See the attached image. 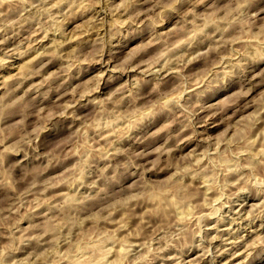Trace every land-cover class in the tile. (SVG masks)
Returning <instances> with one entry per match:
<instances>
[{
	"label": "rangeland",
	"instance_id": "rangeland-1",
	"mask_svg": "<svg viewBox=\"0 0 264 264\" xmlns=\"http://www.w3.org/2000/svg\"><path fill=\"white\" fill-rule=\"evenodd\" d=\"M0 264H264V0H0Z\"/></svg>",
	"mask_w": 264,
	"mask_h": 264
},
{
	"label": "bare ground",
	"instance_id": "bare-ground-1",
	"mask_svg": "<svg viewBox=\"0 0 264 264\" xmlns=\"http://www.w3.org/2000/svg\"><path fill=\"white\" fill-rule=\"evenodd\" d=\"M220 218V217H219ZM244 219V218H243ZM243 228V227H242ZM254 232V231H253ZM221 237V236H220ZM239 252V251H238ZM246 252V251H245ZM226 253V252H225ZM183 263V262H182Z\"/></svg>",
	"mask_w": 264,
	"mask_h": 264
}]
</instances>
